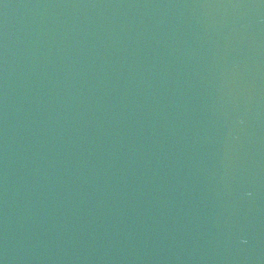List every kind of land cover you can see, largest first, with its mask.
Returning <instances> with one entry per match:
<instances>
[{"label":"water","instance_id":"1","mask_svg":"<svg viewBox=\"0 0 264 264\" xmlns=\"http://www.w3.org/2000/svg\"><path fill=\"white\" fill-rule=\"evenodd\" d=\"M0 264H264V0H0Z\"/></svg>","mask_w":264,"mask_h":264}]
</instances>
